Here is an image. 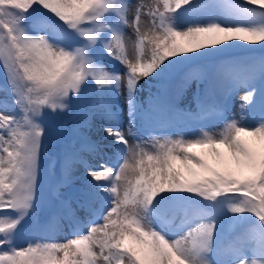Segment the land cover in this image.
<instances>
[{
	"label": "snow or ice",
	"instance_id": "6c2138e0",
	"mask_svg": "<svg viewBox=\"0 0 264 264\" xmlns=\"http://www.w3.org/2000/svg\"><path fill=\"white\" fill-rule=\"evenodd\" d=\"M0 70V108L18 113L0 111V264H264V0H0ZM176 77L222 101L198 92L194 111L178 109L166 89ZM148 78L158 91L145 107ZM90 89L80 147L57 161L62 183L77 164L90 179L77 208L61 200L38 220L43 117L73 111ZM241 90L239 117L225 115ZM93 119L103 146L79 132ZM178 120L199 126L153 134ZM82 152L101 156L96 167ZM62 218L72 235L60 242ZM223 220L241 231L226 236ZM25 228L38 238L18 246Z\"/></svg>",
	"mask_w": 264,
	"mask_h": 264
},
{
	"label": "rangeland",
	"instance_id": "374dc122",
	"mask_svg": "<svg viewBox=\"0 0 264 264\" xmlns=\"http://www.w3.org/2000/svg\"><path fill=\"white\" fill-rule=\"evenodd\" d=\"M138 2V0H130V3L132 4L133 8L135 6V4ZM143 3L147 4H151L152 0H143ZM132 16V12H129V18H131ZM148 17H142V22H141V28L142 30L146 28L147 24H148ZM126 32L128 35H131V29H126ZM128 50L129 53L131 54L132 51V44L131 42H129L128 45ZM257 55L259 53H256ZM104 62L106 67H108L109 69H119L122 71V68L120 66H116L114 65V61L109 60L107 58H104ZM149 79V83H145L144 80H141V87H142V91H140L138 93V102L143 104L145 107H147V103H148V99H149V93L151 92L153 95H155L158 91V86L156 85L155 81H152L151 78ZM5 86V79H4V74L2 72V70H0V88H3ZM181 80L179 77H176L175 79H173L172 81H170L167 85H166V89H167V95L168 98L171 96H175L176 101H177V105L176 107L178 109H185V110H191L194 111L196 109V100L195 97L196 95L200 94L202 99H206L208 101L212 100V99H216V100H221L222 101V94L221 91L215 87H213L212 89V95L205 98L204 96V91L206 88V84L204 82H201L199 84V88L197 87V82L193 81L190 84H188L186 87H184L183 89H181ZM239 94H235L236 98L235 100L240 101V97L243 95V90L238 92ZM94 98V93L92 92V90L90 89L89 92L86 95V98L82 101L81 105L79 107H76V109H74L73 111L65 114V115H60V116H56L50 113H46L45 116L43 117V122L46 126L47 132H46V136H45V144L46 141H49L51 139H56V145L59 147V150L63 149V151H65L66 149L70 148V147H75L78 148L79 145V135H71V134H66L64 133L62 130H60V126L59 127H53L47 124V121H52L55 123H61V124H66V125H73L72 123V119L69 120V118L71 116H74L75 120V125L77 124H82L84 119H86V115H87V111H89L91 109V100ZM5 99V95L2 91H0V102H2ZM122 99L123 97L120 98L119 103L116 106L115 110H120L124 117H125V123H126V109H122L121 103H122ZM10 102V101H9ZM0 111H4L6 114H17L16 110L14 107H9V108H0ZM233 115L232 113L229 114L228 116ZM47 120H45V119ZM178 126L176 128H183L186 133L190 134L191 131L198 127L199 125L196 124L195 122H185L182 120H178ZM205 127H209V128H216L219 127V123H216L214 121H208L205 122L204 125ZM77 126H74V129L76 130ZM174 128V129H176ZM174 129L170 132V134H174ZM79 130H81V132L89 137L92 140H96V141H102L103 144H106L105 141L101 140L100 135H102L103 131V127L101 125V122L99 120H91L89 122V125L87 127H81ZM129 142L130 143H134V141L129 138ZM52 146V145H50ZM103 146V145H102ZM53 151L56 150V146L54 144V146H52ZM53 151L48 152L44 150V154L42 157V165L45 161H47L48 159V155H50L51 153H53ZM87 152H85L84 154H86ZM82 155V153H81ZM103 155V159L105 161H107L108 163H111L110 160H108V157L112 156V151L108 148H104L103 153L101 154ZM100 156V155H99ZM101 158V156H100ZM99 158V159H100ZM77 171L82 175H84L81 179L79 178V176L71 178L68 182L66 183H62L60 180L55 179L54 177H52L51 175L49 177L46 176V178L43 180L42 178L40 179V184L39 186H43L45 188H47L50 191L51 196L56 197V198H62V199H71V201H73L74 203L72 204L73 208H77L76 205V198L78 196L77 193V189L81 188L84 186L85 184V178H86V172H84L82 165L77 164ZM60 174V173H59ZM58 174V176H59ZM55 176H57V174H55ZM50 179L52 181H55L56 185H54L53 187H51L49 184ZM75 194V195H72ZM43 194L38 193V212L37 215L40 216L41 218H46V216L44 215L47 211V213L49 214H53V212H56L59 210V207L54 208V203L52 200L50 199H44L43 198ZM78 210L77 209V216H78ZM223 224V229L225 232L226 236H231L232 234L241 231V229L239 228L238 225H233L231 224L230 221L228 220H223L222 221ZM229 226V227H227ZM68 228L69 230H72V228L69 226V221L66 218H62L60 220V227L58 230L55 231L54 235L52 236L53 239L63 242L65 239L67 238H71V235H68V233L65 231V229ZM31 232L30 228H25L21 231L20 235L17 238V245H23L28 239V233ZM35 238V237H34Z\"/></svg>",
	"mask_w": 264,
	"mask_h": 264
},
{
	"label": "bare ground",
	"instance_id": "6f19581e",
	"mask_svg": "<svg viewBox=\"0 0 264 264\" xmlns=\"http://www.w3.org/2000/svg\"><path fill=\"white\" fill-rule=\"evenodd\" d=\"M231 103V101H229V104ZM230 109H231V111L234 113V114H236V116L237 117H239V101L237 102V101H235V102H233V103H231L230 104ZM73 124H76L75 123V119L73 120ZM79 132H81V130H79ZM78 134V133H77ZM154 135H161V133L160 132H156V133H153ZM104 136H102V138H103ZM104 140V139H103ZM80 141H81V139H80ZM45 151H48V152H51V151H53V148L51 147V146H45ZM83 153H85V152H83ZM96 157H98V155H93V154H90V153H86L85 155H84V159L91 165L92 164V167H96V162H97V160H95L94 158H96ZM77 166L78 165H75L74 167H73V170H72V173H71V177H70V179L71 178H74V177H77V176H79V178L81 179L84 175H82L81 174V172L79 173L78 171H77ZM83 166V165H82ZM53 170H55V169H53ZM57 171V170H56ZM84 172H86V171H84ZM53 173V172H52ZM51 174V171H45L44 173H41V178L44 180L45 178H46V176L47 175H50ZM86 174V180H88V179H90V177H88V175H87V172L85 173ZM51 175H53V174H51ZM69 179V180H70ZM48 185H50L51 187H53L54 185H56V183H55V181H52L51 179H50V181H49V184ZM50 193V192H49ZM44 198H49V196L47 195V196H43ZM79 212V211H78ZM83 216L86 214V213H81ZM227 227H229V226H227Z\"/></svg>",
	"mask_w": 264,
	"mask_h": 264
}]
</instances>
